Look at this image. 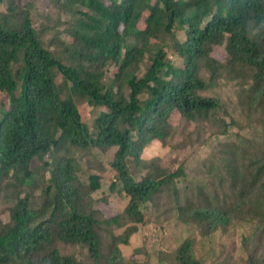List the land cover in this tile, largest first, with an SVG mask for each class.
<instances>
[{
    "label": "trees",
    "instance_id": "trees-1",
    "mask_svg": "<svg viewBox=\"0 0 264 264\" xmlns=\"http://www.w3.org/2000/svg\"><path fill=\"white\" fill-rule=\"evenodd\" d=\"M59 1L75 18L67 62L45 48L31 5L15 19L0 15V95L8 98L0 104V202L9 213V221L0 222V264H80L66 246L85 249L90 264H126L121 246L148 224L150 206L164 196L179 221L198 228L202 238L240 222L253 225L256 235L243 240L242 262L264 264V142L221 143L220 153L204 161L207 180L190 177L185 163L139 180L129 166L173 134L175 114L213 121L221 102L203 93L222 79L239 82L241 104L249 117L259 116L264 132V0ZM178 27L185 38L172 40L182 59L174 65L157 40L175 36ZM220 48L223 62L213 55ZM110 65L114 77L107 84ZM77 99L106 109L92 128ZM113 148L112 190L119 185L127 205L104 219L85 201L101 188L99 176L82 192L68 152ZM34 160L41 165L33 168ZM174 259L203 264L192 238Z\"/></svg>",
    "mask_w": 264,
    "mask_h": 264
},
{
    "label": "rangeland",
    "instance_id": "rangeland-1",
    "mask_svg": "<svg viewBox=\"0 0 264 264\" xmlns=\"http://www.w3.org/2000/svg\"><path fill=\"white\" fill-rule=\"evenodd\" d=\"M13 5H15L14 8ZM29 5H31L29 8L33 27L40 32L45 48L56 58L67 62L65 49L73 43L70 31L75 27L72 12L67 11L63 2L59 0H6L0 3V15H8L7 17L15 19L19 11L28 8ZM174 34L175 36L172 37L168 34L163 35L160 40H157V44L163 45L172 64L181 65L182 59L174 52L172 40L177 37L182 41L185 36L179 27ZM213 55L219 61H225L226 53L221 48L216 49ZM148 65L147 61L141 66L140 75L145 72ZM113 70V65L106 68L107 84L114 77ZM57 81H62L61 75L58 76ZM203 94L216 97L221 102V107L214 116L215 119L199 123L181 120L175 114L172 119L175 131L165 143L154 141L145 149L139 162L131 160L130 171L136 180L149 172L159 176L163 168L175 171L181 163L187 165L190 177L207 180L209 175L204 174V161H212V158L220 153L221 143L223 146L224 143L236 144L240 140H246L245 138H249L250 144L254 146L257 142L258 144L264 142L263 122L258 115L248 116L251 113L245 109L246 105L241 104L239 82L222 79ZM7 99V95L1 94L0 104ZM76 104L91 128L99 114L106 111L105 108L90 106L83 99H77ZM115 152L116 148L107 152L96 149L92 151L71 149L68 152L69 156L75 160L76 179L82 192H88L92 175L99 176L101 188L85 197V201L104 219L122 213L127 205L126 198L118 191L120 186L112 190V183L116 181V178L109 167V162L113 160ZM38 165L41 163L34 160L33 168ZM48 176L49 173H45L39 177L46 181ZM39 194L40 192L37 191L36 199ZM149 215L148 224L139 227L138 232L131 238L130 244L121 246L126 264H178L174 259V252L187 238L195 241L196 256L201 258L203 264H243L242 260L246 257L243 240L256 235L251 231L253 225L240 222L232 225L227 233L218 231L209 239L202 238L198 228L179 221L176 208L165 196L161 197L155 205L150 206ZM8 221L7 208L0 202V222ZM115 228L114 226L112 229L117 235L123 233L124 228L117 230ZM63 249L65 253H75L80 264H90L85 249L70 246Z\"/></svg>",
    "mask_w": 264,
    "mask_h": 264
},
{
    "label": "clouds",
    "instance_id": "clouds-1",
    "mask_svg": "<svg viewBox=\"0 0 264 264\" xmlns=\"http://www.w3.org/2000/svg\"><path fill=\"white\" fill-rule=\"evenodd\" d=\"M253 24H252V22L251 21H249V23H248V25H247V29L246 30H249L250 29V27L252 26Z\"/></svg>",
    "mask_w": 264,
    "mask_h": 264
}]
</instances>
